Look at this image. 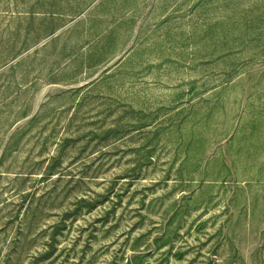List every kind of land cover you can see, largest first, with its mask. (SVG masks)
<instances>
[{
	"label": "rangeland",
	"instance_id": "1",
	"mask_svg": "<svg viewBox=\"0 0 264 264\" xmlns=\"http://www.w3.org/2000/svg\"><path fill=\"white\" fill-rule=\"evenodd\" d=\"M0 264H264V0H0Z\"/></svg>",
	"mask_w": 264,
	"mask_h": 264
}]
</instances>
